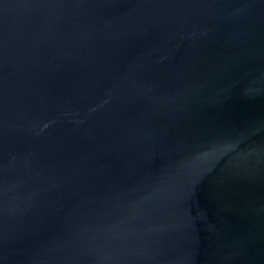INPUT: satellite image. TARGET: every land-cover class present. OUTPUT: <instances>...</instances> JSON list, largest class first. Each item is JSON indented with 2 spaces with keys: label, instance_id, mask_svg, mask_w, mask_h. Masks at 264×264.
I'll return each instance as SVG.
<instances>
[{
  "label": "water",
  "instance_id": "water-1",
  "mask_svg": "<svg viewBox=\"0 0 264 264\" xmlns=\"http://www.w3.org/2000/svg\"><path fill=\"white\" fill-rule=\"evenodd\" d=\"M0 264H264V0H0Z\"/></svg>",
  "mask_w": 264,
  "mask_h": 264
}]
</instances>
